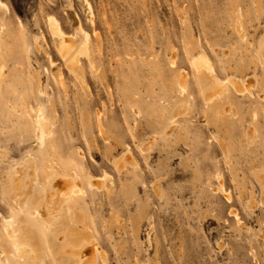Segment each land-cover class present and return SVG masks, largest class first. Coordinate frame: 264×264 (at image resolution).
Here are the masks:
<instances>
[{
	"label": "rangeland",
	"instance_id": "374dc122",
	"mask_svg": "<svg viewBox=\"0 0 264 264\" xmlns=\"http://www.w3.org/2000/svg\"><path fill=\"white\" fill-rule=\"evenodd\" d=\"M87 4L0 0V264L23 221L32 264H264V0ZM49 18L88 35L78 75ZM51 167L80 189L46 227Z\"/></svg>",
	"mask_w": 264,
	"mask_h": 264
},
{
	"label": "bare ground",
	"instance_id": "6f19581e",
	"mask_svg": "<svg viewBox=\"0 0 264 264\" xmlns=\"http://www.w3.org/2000/svg\"><path fill=\"white\" fill-rule=\"evenodd\" d=\"M85 4L88 7V9L91 8L89 6L90 3L87 4V0H85ZM48 21H49L50 29L53 35L56 36L59 40L58 41L59 44L57 45H58V50L60 54L67 61V66L70 69V71H72L75 75H78L77 70H78L79 63H80L79 57L82 54H85L86 56H88L87 54L89 53L88 44L90 40H89L88 35L83 30L82 26H78V30L82 34V37L84 39L82 40V42L79 43L77 47H74L72 45L73 38L66 36V34L63 32V30L60 28V26L56 22V19L51 18ZM261 48H262V45L260 46V49ZM260 53H262V51H260ZM201 55L202 56H199V57L197 56V58H194V64L197 67V69H199L198 71L207 69L210 72H213L214 69L212 70V64L210 65L207 62V60L209 59H205L203 57V54ZM261 55H264V53ZM261 62L262 64H264L263 61ZM1 76H2V67L0 66V77ZM217 79L218 78L216 77L214 78L211 90L206 93L207 101H211L215 95L221 94V91H222L221 85H220L219 80ZM35 125L40 132L41 144H43L44 138L48 134V127H47V122L41 110H40L39 116L35 120ZM51 171L53 172V178L48 181V183L50 184H48L47 191H45V197L40 203V206L38 208L39 215L41 216L43 223L46 227L50 226L51 222L53 221L55 217L61 215L63 211V208H62L63 204H67V207H69L68 206L69 200L71 202L72 198H74V196L77 194V192H79L78 190L80 189V184L77 178L73 176H69L67 174H63L59 172L55 167H51ZM32 178H33V172L32 170H30V167L28 166V167H24V169L21 170L20 172H18L17 167L10 170L7 173L6 180L9 181L10 183L9 187L12 188L16 180H19V181L27 180L29 182V181H32L31 180ZM62 197H65V201H63ZM6 222H7L6 224L9 223L10 225H15L12 219H6ZM25 225H26V222L24 221L20 222L19 224H17L16 228H14L15 226H12L13 230L12 232H9L10 234L7 232L12 239L14 252L11 254L10 258H5L6 254H4V258L6 259V261H2V262H5V264H12L11 261L12 262L14 261L19 264H32L35 262V260H37V255L35 253L36 251L35 247L23 234V227ZM94 247L96 246L94 245ZM76 252H77V255L80 256V259L74 258L75 264H94L93 263L94 261H92L91 258H84L85 254L82 253L83 252L82 249L76 250ZM76 252H72L68 248L67 251L64 250L63 253L59 254V256L63 254L75 256ZM56 258H58V256ZM59 259H62L61 256L59 257Z\"/></svg>",
	"mask_w": 264,
	"mask_h": 264
}]
</instances>
